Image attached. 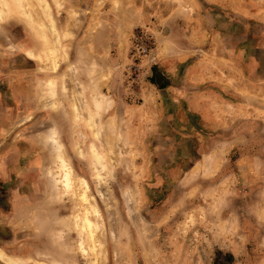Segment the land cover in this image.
I'll return each mask as SVG.
<instances>
[{"label":"rangeland","instance_id":"rangeland-1","mask_svg":"<svg viewBox=\"0 0 264 264\" xmlns=\"http://www.w3.org/2000/svg\"><path fill=\"white\" fill-rule=\"evenodd\" d=\"M4 2L0 249L19 264H264V0ZM83 182L95 251L75 227Z\"/></svg>","mask_w":264,"mask_h":264},{"label":"bare ground","instance_id":"bare-ground-1","mask_svg":"<svg viewBox=\"0 0 264 264\" xmlns=\"http://www.w3.org/2000/svg\"><path fill=\"white\" fill-rule=\"evenodd\" d=\"M2 3H3V6L0 7V16H1V13H3L2 11L4 9H6V8H4V4H6L4 2V0H2ZM51 143L55 146L54 151H55V157L58 158V169H59L60 172H62L61 174H63L64 172L66 173L65 180H63V183H66V184H64V186H65L66 189L71 191L73 189L72 186H73V184L75 182V179L72 177V167L68 164L67 161L62 159L65 156L64 155L65 154L64 153V148L60 144V142L58 141L56 136H53L51 138ZM65 173H64V175H65ZM100 178H101L100 177V172L98 171V179H100ZM82 185H83L82 188L84 190V194H83V196H81V200L83 201V203H85L87 205V207H85V209H84L85 213L83 214V218L81 220H78V216L75 217V219H74L75 220V227L76 228H80L81 234L84 233V235H87L89 242H91L92 250L95 251V249H96V245L95 244L97 242V238H95L96 237L95 236L96 227H95V225H94V223H93V221L91 219V214L96 216V217H98L99 219L101 218V215H100V212L97 209V207L93 206V203H92L91 199H89L88 196H87L88 190H89V187H88L87 183L83 182ZM72 223H74V222H72ZM101 244H103V243H101ZM80 250H82V252L84 254L87 253V248H84L83 246H81ZM95 256H96V254H95ZM0 261L5 263V264H19V262L15 258L9 257L1 249H0ZM103 263L104 262H103V259H102L101 262H99L97 264H103ZM34 264H44V263L36 262Z\"/></svg>","mask_w":264,"mask_h":264},{"label":"trees","instance_id":"trees-1","mask_svg":"<svg viewBox=\"0 0 264 264\" xmlns=\"http://www.w3.org/2000/svg\"><path fill=\"white\" fill-rule=\"evenodd\" d=\"M154 70H156V69L154 68ZM153 82H154V84H157L155 80H153ZM163 88H164V87H161V89H163Z\"/></svg>","mask_w":264,"mask_h":264}]
</instances>
